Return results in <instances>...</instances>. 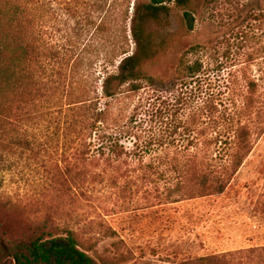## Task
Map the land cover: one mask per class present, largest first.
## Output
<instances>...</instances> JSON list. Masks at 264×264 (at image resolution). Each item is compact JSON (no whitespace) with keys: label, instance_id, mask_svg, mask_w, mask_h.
I'll use <instances>...</instances> for the list:
<instances>
[{"label":"trees","instance_id":"1","mask_svg":"<svg viewBox=\"0 0 264 264\" xmlns=\"http://www.w3.org/2000/svg\"><path fill=\"white\" fill-rule=\"evenodd\" d=\"M63 1L79 28H70L74 36L66 45L44 46L36 22L58 20ZM173 2L185 9L183 22L192 32L195 17L186 10L192 0L138 5L130 35L133 0H0V130L11 131L24 118H43L48 127L58 119L55 138L47 135V142L73 147L74 164L64 154L58 174L67 175L73 166L79 189L108 178L117 185L136 170L133 164L157 154V164L165 161L176 175L169 193L185 199L223 195L252 154L255 136L264 133L256 121L264 99L245 69L237 85L219 84L199 45L181 54L170 76L147 72L160 54L157 42H165L153 28ZM89 35L86 64V46L80 47ZM55 110L58 118L44 119ZM14 136L6 138L15 141ZM18 137L29 147L38 144V138ZM155 163L146 167L163 177L166 170ZM1 190L0 184V264H96L75 231L55 235L45 226H28L21 235L15 232L4 219ZM198 261L216 264L211 257Z\"/></svg>","mask_w":264,"mask_h":264},{"label":"rangeland","instance_id":"2","mask_svg":"<svg viewBox=\"0 0 264 264\" xmlns=\"http://www.w3.org/2000/svg\"><path fill=\"white\" fill-rule=\"evenodd\" d=\"M148 1L133 0L129 35L135 8ZM67 3L58 6V20L36 22L44 46L66 45L74 36L70 28L78 30L79 24L66 12ZM167 6L169 12L153 28L165 42H157L159 57L147 69L151 76H170L181 54L199 45L219 84L230 80L237 85L239 71L245 69L264 99V0H192L186 9L195 17L192 32L183 22L185 9L174 2ZM91 43V35L83 37L80 51L86 46L82 53L86 64ZM101 64L97 63L98 71ZM262 113L256 120L260 127L264 105ZM57 114L50 111L44 119ZM57 122L49 120L48 127L43 118H24L11 131L0 130L1 200L6 206L4 219L15 232L21 235L28 226L32 230L45 226L55 235L75 231L96 264H200L203 257L214 258L216 264H264V133L255 136L252 154L223 195L185 199L166 189L176 175L165 161L157 164V154L133 164L136 170L117 185L108 178L79 189L73 166L67 175L58 174L64 154L72 159L73 147L47 142V135L55 138ZM7 135H28L38 138V144L29 147ZM159 154L164 158V151ZM149 161L166 170L163 177L146 167Z\"/></svg>","mask_w":264,"mask_h":264}]
</instances>
